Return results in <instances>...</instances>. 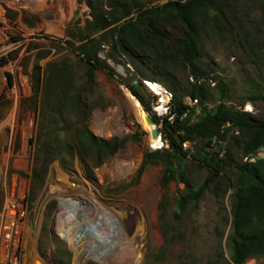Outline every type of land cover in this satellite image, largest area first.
Segmentation results:
<instances>
[{
  "label": "rangeland",
  "instance_id": "1",
  "mask_svg": "<svg viewBox=\"0 0 264 264\" xmlns=\"http://www.w3.org/2000/svg\"><path fill=\"white\" fill-rule=\"evenodd\" d=\"M145 1L156 6L169 0ZM235 4L240 32L252 38L221 37L207 28L200 40L201 68L207 74L200 80L210 88V106L220 102L218 84L223 83L228 105L248 106L253 116L261 118L264 102L246 98L247 90L264 80V13L253 0ZM90 13L86 0H0V61L5 60L0 66V264H235L228 238L234 166L245 158L242 138L231 132L222 148L204 150L216 151L226 160L227 177L212 183L199 204L176 221L173 197L185 183L163 186L164 164L143 165L146 151L169 145L163 139L161 147L151 144V134L136 111L144 108L126 85L141 66L127 55L109 58L115 53L111 39L106 42L99 34L87 37ZM164 29L175 38L183 33L175 23L164 24ZM71 43L107 59L114 76L96 69L91 81L90 66ZM171 70L178 80L187 81L190 69ZM146 72L153 76V71ZM141 80L152 104L150 114L164 118L163 95H156L144 80L167 87L160 81ZM78 90H82L80 109L65 102L60 111L56 96ZM185 101L195 110L196 121L198 102ZM84 125L97 137L118 138L123 146L99 164L83 160L74 135ZM185 146L194 155L202 150L198 142ZM184 174L193 183L211 175L192 158ZM35 176L41 177L39 181ZM164 196L168 197V236L159 220ZM66 219L78 244L62 236L61 222ZM128 241L132 246L120 247ZM262 261L256 257L246 264Z\"/></svg>",
  "mask_w": 264,
  "mask_h": 264
},
{
  "label": "trees",
  "instance_id": "2",
  "mask_svg": "<svg viewBox=\"0 0 264 264\" xmlns=\"http://www.w3.org/2000/svg\"><path fill=\"white\" fill-rule=\"evenodd\" d=\"M237 0H169L162 5L150 6L145 0H86L91 9L89 35L99 34L108 42L111 39L109 58L115 59V54L127 55L139 63L142 70L126 85L139 98L148 111L152 104L143 93V79L160 81L174 92L169 113L160 118L163 141L169 148L154 152L146 151L143 165L161 162L165 169L162 175V185L168 186L173 181L185 183V188L173 197L174 219L180 221L185 210L199 204L212 183L226 176L227 162L219 158L216 151L206 152L209 148H222L231 132H237L242 138L244 157L257 154L264 147V115L256 118L250 112L228 105L225 99L228 88L219 83L221 100L209 105L212 101L210 88L201 82V76L207 74L202 67L200 40L204 31L209 28L221 37L239 36L248 41L252 36L248 32H240L238 23L239 12L236 9ZM260 11L264 13V0H253ZM175 23L182 27L180 37H173L164 29V24ZM96 41V38L91 40ZM102 44V43H101ZM71 46L83 56L91 68L87 75L94 80L96 69L113 77L115 70L107 59L101 58L85 46ZM5 60L0 61V66ZM174 66L186 70V82L178 80L171 70ZM146 69V70H145ZM153 71V76L147 73ZM194 79V81L191 80ZM82 90L76 94L63 97L56 96L60 111L63 105L75 106L82 104ZM40 95V86H35V100ZM186 98L198 100L200 114L193 121L195 110L186 103ZM247 100L264 102V80L254 84L247 90ZM76 149L83 160L91 159L101 163L103 159L117 152L123 141L118 138L107 140L95 136L86 125L78 129L74 135ZM198 142L202 148L197 155L186 148V143ZM49 150V155H53ZM192 158L198 166L208 168L211 175L200 183H193L184 177L187 162ZM236 180L232 195V225L229 235V245L235 264H246L250 259L263 258L264 264V158L256 162L241 160L235 164ZM47 168L44 170L46 173ZM41 177L35 176L39 181ZM230 178V177H229ZM159 220L161 227L167 230L168 197L164 196L160 203ZM170 241V239H169Z\"/></svg>",
  "mask_w": 264,
  "mask_h": 264
},
{
  "label": "bare ground",
  "instance_id": "3",
  "mask_svg": "<svg viewBox=\"0 0 264 264\" xmlns=\"http://www.w3.org/2000/svg\"><path fill=\"white\" fill-rule=\"evenodd\" d=\"M150 82V88L156 93V94H162L163 95V103L165 102V97H164V92H163V87L160 86V84L156 83V82H152V81H149ZM136 111L140 117V119L142 120V123L144 125V127L150 132L151 134V137H150V142L151 144L154 146V147H158V145H161L162 144V141L160 139V137H156V138H153L152 136V132L155 128L154 125L150 124L148 121H147V112L145 110H142L141 107H137L136 108ZM14 215V211H10L9 212V216L10 217H13ZM135 224V223H134ZM107 225H110V222H107ZM135 226V225H134ZM60 231L62 232V236L67 239L69 242H72L74 244H78L76 239H75V233H74V229L73 227H71V222L69 223L68 219H66L64 222H61V227H60ZM115 232V231H114ZM115 235V233H114ZM111 236V235H110ZM129 236V235H128ZM133 236V234H132ZM131 238V237H130ZM139 238V237H138ZM134 240V239H133ZM123 241V240H122ZM121 241V242H122ZM132 243L131 242H123L120 244V247L121 248H128L129 246H132L131 245ZM131 248V247H130Z\"/></svg>",
  "mask_w": 264,
  "mask_h": 264
},
{
  "label": "built area",
  "instance_id": "4",
  "mask_svg": "<svg viewBox=\"0 0 264 264\" xmlns=\"http://www.w3.org/2000/svg\"><path fill=\"white\" fill-rule=\"evenodd\" d=\"M144 83L150 88V82L149 80H144ZM157 83V82H156ZM159 84V83H158ZM160 86H162L160 84ZM151 91H153L151 88H150ZM154 92V91H153ZM163 94H164V97H165V102L162 104V108H163V112L162 113H166L168 114L169 111H170V108H171V103L173 101V98H174V94L167 88L163 87ZM155 93V92H154ZM156 94V93H155ZM157 95V94H156ZM192 100V99H191ZM193 102L197 103L198 100H192ZM243 111H246V112H252L251 109H249L248 106H246L245 108L241 109ZM163 145V143L161 145H158V147H161ZM259 158H264V147H262L257 154H254V155H250V156H246L244 158L245 161H249V162H256Z\"/></svg>",
  "mask_w": 264,
  "mask_h": 264
},
{
  "label": "water",
  "instance_id": "5",
  "mask_svg": "<svg viewBox=\"0 0 264 264\" xmlns=\"http://www.w3.org/2000/svg\"><path fill=\"white\" fill-rule=\"evenodd\" d=\"M139 102L141 103V101L139 100ZM142 107L144 108V110L147 112L148 116H147V121L154 125L155 128L152 132V136L153 138H156V137H160V139L162 140V137H161V129L158 128V119L151 115L149 111L146 110V108L143 106V104L141 103Z\"/></svg>",
  "mask_w": 264,
  "mask_h": 264
}]
</instances>
